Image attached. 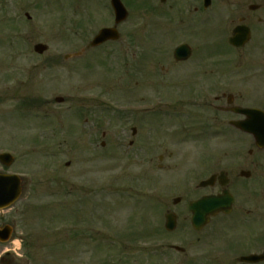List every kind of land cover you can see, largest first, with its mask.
Listing matches in <instances>:
<instances>
[{"label": "rangeland", "instance_id": "374dc122", "mask_svg": "<svg viewBox=\"0 0 264 264\" xmlns=\"http://www.w3.org/2000/svg\"><path fill=\"white\" fill-rule=\"evenodd\" d=\"M122 1L120 42L88 50L110 0H0V145L16 148L12 170L24 180L20 201L0 213L15 232L0 246L4 264H151L150 194L174 196L179 168L228 143L182 136L181 121L163 113L174 96L158 88L164 83L134 87L149 41L154 66L144 55L139 80L162 76L183 37L169 40L159 0ZM37 44L48 51L38 55ZM148 103L163 116L145 114ZM178 234L165 241L179 243Z\"/></svg>", "mask_w": 264, "mask_h": 264}, {"label": "flooded vegetation", "instance_id": "af4514ba", "mask_svg": "<svg viewBox=\"0 0 264 264\" xmlns=\"http://www.w3.org/2000/svg\"><path fill=\"white\" fill-rule=\"evenodd\" d=\"M154 4L149 5L152 12L157 8ZM160 8L167 21L165 33L172 35L169 40L183 37L179 45L189 46V56L178 61L174 50L159 67L162 76L146 71L139 80L136 68H143L144 55L148 68L154 66L150 40L149 49L133 66L134 87L142 81L150 88L155 79L162 80L177 91L167 109L181 121L182 136L200 141L225 137L228 143L221 146L220 155L203 150L205 154L191 168L180 169L174 196L150 194L152 260L264 264V139L258 145L253 137L264 136V129H253L264 127V118L251 125L248 113H264V0H212L208 6L204 0H165ZM108 16L102 28L115 27L112 14ZM116 43L110 40L88 50ZM87 107L91 112L93 106ZM10 168L0 163V174H10ZM223 198L225 211L204 222L208 201L215 200V209ZM168 225H175V230L169 232ZM176 231L180 251L165 241ZM165 249L180 257L167 256ZM6 258L0 259L1 264Z\"/></svg>", "mask_w": 264, "mask_h": 264}, {"label": "water", "instance_id": "95a60500", "mask_svg": "<svg viewBox=\"0 0 264 264\" xmlns=\"http://www.w3.org/2000/svg\"><path fill=\"white\" fill-rule=\"evenodd\" d=\"M117 14L120 16V19H124L126 16H124L125 11L120 4H115ZM107 34H109L106 31H102L100 36L95 40L94 45H97L101 42H103L107 38ZM46 47L39 45L36 47V51L39 53H42L45 51ZM59 102L62 101V99H58ZM20 181L19 179H13V178H5L3 180H0V208L8 207L12 203H14L20 194ZM211 212L207 211L206 214ZM208 214V215H209ZM12 229L10 227H5L0 229V240L5 242L8 241L11 237Z\"/></svg>", "mask_w": 264, "mask_h": 264}]
</instances>
